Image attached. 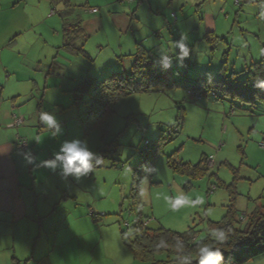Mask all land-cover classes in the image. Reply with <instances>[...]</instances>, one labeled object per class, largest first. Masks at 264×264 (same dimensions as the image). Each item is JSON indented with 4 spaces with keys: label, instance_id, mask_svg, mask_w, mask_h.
Wrapping results in <instances>:
<instances>
[{
    "label": "rangeland",
    "instance_id": "rangeland-1",
    "mask_svg": "<svg viewBox=\"0 0 264 264\" xmlns=\"http://www.w3.org/2000/svg\"><path fill=\"white\" fill-rule=\"evenodd\" d=\"M81 5L75 6L74 11L85 17L87 8ZM62 6L64 8V4H58L57 9ZM131 8L135 10L133 29L126 35L117 33L107 22L103 29L88 36L84 48L91 57L90 61L60 50L56 57L60 64L52 65L58 49L56 46L63 42L60 28L56 29V38H48V41L47 33L40 35L38 29H26L16 39L17 44L0 47V102L7 104L13 116L24 118L19 126L22 130H19L24 138H32L31 148L33 142L37 144V138H40L37 147L44 146L42 153L47 152L49 147V143H46L50 137L49 132L44 126H38V115L42 110L56 111L64 129V135L54 139L52 150L58 148L60 140L74 137L86 138L96 152L114 139L118 143L115 145L117 152L112 158H102L101 163L79 181L71 177L63 181L57 173L47 172L44 168L47 185L58 180L60 186H69L66 187L69 199L64 201L65 210L63 213L58 211V217H64V227L57 231L60 240L67 235L79 234L81 237L80 253L76 256L63 254L61 260L57 258V264H143L135 260L123 244L120 230H125L132 238L131 227L136 218V210L131 208L129 200L133 167L140 161L145 141H151L160 134L165 135L166 140L153 160V164L159 168V175L150 177L146 200L141 199L140 206L142 215L152 217L149 223L151 227L162 225L181 231V228L187 229L194 225L199 230V236H202L205 233L204 222L207 219L220 220L229 200L228 192L222 185L209 191L216 177L220 184L235 182L238 217L240 214H248L256 203L264 204V104L251 106L238 99L231 101L228 97L225 100H214L210 92H202L197 100H192L183 89L172 87L131 94L115 104L104 137L99 128L86 130L78 122L76 117L83 108L82 103L70 106L73 100L70 88L74 84L73 80L76 84L81 79L84 68L89 76L97 77L101 72L105 76L115 70L111 65L115 63L117 55H122L127 63V59L131 61L132 56L126 55L132 52L134 39L146 40L148 35L160 39L166 48L171 41L178 40L182 33L186 35L193 53L185 63H191V70H201L197 62L202 60L208 61L204 72L213 76H216L224 61L229 70L244 69L250 62L261 57L264 9L259 7V0H136ZM58 11L54 20L61 25ZM172 12L177 17L182 16L184 24L182 22L179 27L171 28L172 24H168L163 15L169 18ZM16 13L5 15L0 37L13 30L8 27L11 28ZM12 14L13 17H6ZM210 16L216 21L218 35H215L224 37L215 43L201 39L202 20L205 24L206 18L210 19ZM152 23L161 28L149 29ZM42 30L47 32V29ZM44 42H50L55 47L49 49L46 46L48 59L37 66L27 60L25 54L43 52L41 47ZM142 45L146 48L148 46L144 42ZM166 51L171 50L169 48ZM67 57L72 58L71 63ZM180 71L181 76L186 75L185 67ZM196 72L200 73L191 76L199 77L202 74L201 71ZM54 74L56 80L52 78ZM44 77L48 78V86L45 88ZM25 78L29 79L24 81ZM32 79L37 81L38 89L33 87ZM54 82L60 84L53 85ZM13 91L18 92V95L11 97L9 94ZM86 97V94L82 95L83 99ZM20 107H23V112H19ZM67 129L70 138L66 135ZM170 154L178 160L192 163H196L202 154L212 155L213 164L206 175L190 180L192 186L185 189L184 184L188 178L174 173L167 165V156ZM37 168L33 166V170ZM210 173L216 176H209ZM136 177L139 188L140 171ZM174 186L181 187L193 201L202 202L177 211L171 210L164 196L173 195ZM73 196H77L78 201L73 200ZM82 208L87 210V219L77 217L78 212L83 211Z\"/></svg>",
    "mask_w": 264,
    "mask_h": 264
},
{
    "label": "trees",
    "instance_id": "trees-1",
    "mask_svg": "<svg viewBox=\"0 0 264 264\" xmlns=\"http://www.w3.org/2000/svg\"><path fill=\"white\" fill-rule=\"evenodd\" d=\"M124 1L132 3L136 0ZM58 2L64 4V8L58 11L62 21L63 42L57 47L58 49L55 57H53L52 64H56L55 58L60 50H64L73 56H81L90 61L91 57L84 48L87 35L84 33L80 15L75 14V6L70 3V0L50 1L51 5ZM86 8L88 9L90 7ZM133 13L134 10H132V14ZM204 39L206 41H211V43H215L219 39L222 40L224 38H219V36L214 34H207ZM262 49H264V43L262 44ZM122 57V55H117L114 61L115 63L111 65L113 69H115V72L112 71L105 76H103L101 72L97 77L89 76L86 72L70 90L73 94V100L70 106H76L78 103H82L83 106L76 117L78 122L86 130L99 128L103 137L107 132L109 126L108 118L113 113L115 104L120 99L130 96L131 94L148 93L172 87L183 89L186 92V96L192 100H197L199 98L198 95L202 92H210L214 100H225V98L228 97L231 101L233 99H238L240 102L250 104L251 106H255L259 103L264 104V98H262L264 97V93L261 94L262 97L257 96L256 90L251 87V81L249 79V77L257 73V71L264 72V53L262 52L259 60L252 61L240 71L229 70L226 61H224L219 67L216 76H213L214 79L211 83L206 80V72L204 75L197 78H191L189 75V67H191L190 62L185 63L186 67L184 73H186V75L181 76L179 74L181 73V68H177L178 75H169L167 72H165L167 73V75H165L159 68L153 67L154 53L150 49L144 47L140 42L136 43L135 51L132 54L133 58L128 65H126L125 59ZM239 74H243V76H238ZM189 91L191 94L188 93ZM83 94L87 95L85 99L82 98ZM23 120L18 125L10 126L19 127L22 125ZM164 137L165 135L160 134L151 141L146 140L144 143L145 147L140 152V161L133 167L134 176L129 193V200L131 208L136 210V218L134 225L131 227L133 228L132 238L125 230H120L122 242L128 247L133 258L143 264H173L177 258V251L175 248L160 251L154 250L153 245L161 236H166L170 241H174L179 237L184 239L187 243L194 245L199 241L207 240L209 238V230L217 226H226L232 229L231 238L225 241L222 246V251L225 253V258L228 259L229 264H243L263 254L264 204L255 205L248 214L244 216L240 214L238 217V212L235 207L237 192L234 181L229 184H220L216 177V182L212 183L215 187L224 186L228 192L229 200L226 206V212L220 220L207 219V221L204 222L205 233L202 236H199V230H197L194 225L189 226L185 231H175L165 228L162 225L158 227H151L149 225L152 217L144 216L140 211L141 198L138 194L139 188L136 174L140 171L141 164H153L154 157L166 140ZM20 140L25 141L22 138L19 139L18 147ZM115 145H118L116 139L105 143L102 147L97 149V152L102 158H112L117 152ZM19 149L25 151L27 146L24 148L19 147ZM207 156L206 154H202L196 163L191 164L178 160L174 158L175 156L173 157V154H170L167 156L166 162L174 173H180L188 178L184 187L189 188L192 186L190 180L208 173L205 167ZM209 176L216 175L210 173Z\"/></svg>",
    "mask_w": 264,
    "mask_h": 264
},
{
    "label": "crops",
    "instance_id": "crops-1",
    "mask_svg": "<svg viewBox=\"0 0 264 264\" xmlns=\"http://www.w3.org/2000/svg\"><path fill=\"white\" fill-rule=\"evenodd\" d=\"M50 1L51 0H0V29H4L3 18L5 15L17 11L16 15H14V13L6 16L9 19L14 15L11 28L8 27V29L13 30L10 34L6 33V35L0 37V47L13 46L14 44H17L18 42H16V39H19L26 29H38L40 35L47 33L46 41H48V38H56L58 33L56 29L60 28L62 35V21L59 14L58 16L60 18L61 25H59L58 21H55L54 18L56 11L63 9V6L62 8L57 9L58 4L62 5L63 3L58 2L51 5ZM71 1L70 3L74 6L83 4L81 5L82 7H97V10L92 13L85 10V17L79 14L82 21V27L85 35H87V38L89 35L103 29L104 25L108 24L107 22H109L113 29L119 34L126 35L133 29L132 25L135 16V10L132 14L131 8L133 2L127 3L124 0ZM49 4L51 6H49ZM163 17L166 19L168 24H172L171 28L179 27V23L182 22L184 24L182 16L177 17L174 12L169 14V18H167L165 14ZM170 18H172V21ZM178 19H180V21ZM206 20L205 24L204 20H202L203 37L201 39L203 41H206L204 39L205 35L217 34L216 21L213 20L211 16L210 19L206 18ZM160 28V25L156 26L153 23L149 26V29ZM42 29H47V32ZM148 36L149 37L146 40L145 38L142 40L134 39V44L136 45L137 42H140L141 44H143V42L148 44L147 48L154 53V61L160 50L166 51L169 50V47L166 48V46L162 45V41H160V39L153 38L151 35ZM51 42L54 44L53 40H51ZM44 43V46L41 47L43 52L36 53L34 55L25 54V58L31 63H36L37 66L42 65L44 63L43 60L48 59L46 46L49 49L55 47V45L50 44V42H48V44L47 42ZM130 44L131 43L129 42L128 45ZM135 45L131 48L132 52L127 55L132 56L135 51L134 48H136ZM59 46L60 45L56 47ZM67 58L69 59V63H71L72 58ZM127 60L129 61L128 63L125 62L126 65L131 62L130 59ZM57 63L59 62L56 61V64ZM197 63L198 69L201 70L196 71L202 72V74H199L200 76L204 75L205 68L207 69L208 67V61L202 60ZM83 70L85 74L86 69L84 68ZM194 70L195 69L189 70L190 76L200 73ZM48 72H50V69ZM177 72L178 69L175 66L167 71L169 75H174ZM26 77H28V75H26ZM191 77L197 78L198 76ZM52 78L56 80V75L54 74ZM28 79L29 78H25L24 81H27ZM43 79L45 88V86H48V78L44 77ZM32 81L33 87L38 89L37 81L33 79ZM59 82H54L53 85H59ZM73 83L74 86V80ZM4 86L5 85L1 88ZM71 89L72 88H70V90ZM9 95L13 97L18 95V92L13 91ZM43 96L44 94H42V97ZM4 104L5 102H0V136L11 135L13 138V147L7 155L0 156V264H57V258L61 260L63 254L67 253V256L69 254L70 256H76V254L80 253L79 248L81 237L79 234L67 235L60 240V235L58 236L57 234V231L64 227V217H58V211L63 213L65 210L64 201L69 199L66 187L68 188L69 186H60V181L58 180L55 181L54 184L47 185V176H45L47 174L45 173V169L47 172H51V170L47 168L44 169V167H39L33 170V166L39 164L40 160L51 157L54 139L49 137L46 141V143H49L47 152H41L44 150V146L42 148L41 146L37 147L40 142V138H37L38 144L34 145V142L31 144V148L30 141H32V138H28V141L27 138L22 136L24 134L21 132L22 129L20 127L13 128L10 126V122L13 120L12 115L14 113L12 114L13 111H10V109L8 110L7 104ZM19 112H23V107H20ZM38 126L40 128L43 127L39 120ZM19 128L21 130H19ZM66 132L67 137L70 138L68 136L69 130L67 129ZM21 138L26 141L27 149L25 151L19 149L18 147V141ZM29 148L30 152L37 158L34 164H28L22 155V153L28 152ZM180 160L183 161V159ZM185 162L193 164L190 161ZM73 200L78 201V197L73 196ZM93 205H95V202H93ZM255 205L258 204L256 203ZM83 207H85L84 204ZM78 213L77 217L79 219L82 217L87 219V210L85 211V209H83V211H79ZM93 214L95 213L93 212ZM93 214L91 215L93 216ZM243 264H264V253Z\"/></svg>",
    "mask_w": 264,
    "mask_h": 264
},
{
    "label": "clouds",
    "instance_id": "clouds-1",
    "mask_svg": "<svg viewBox=\"0 0 264 264\" xmlns=\"http://www.w3.org/2000/svg\"><path fill=\"white\" fill-rule=\"evenodd\" d=\"M259 7L264 9V0H259ZM264 16V12H262ZM170 52L160 50L153 61V67L167 72L174 66L177 68L186 67L185 61L190 58L192 49L187 43V36L183 33L178 40H173L169 45ZM264 53V49L261 50ZM178 75V73H176ZM211 73L206 74L207 82L213 81ZM251 87L256 90V95L261 96L264 93V72L257 71L249 77ZM262 97V96H261ZM264 98V97H262ZM38 120L41 122L50 134V137L56 139L64 135V129L56 115V111L42 110L39 112ZM13 138L11 135L0 136V156L7 155L13 147ZM38 144V143H37ZM24 160L28 164H34L36 157L30 152L22 153ZM102 156L93 150L88 140L74 137L72 139H63L59 141L58 148L52 151L48 159L40 160L36 167H44L57 173L61 180L68 181L72 179L79 181L88 176L94 168L101 163ZM141 181L138 194L141 199H145L148 194L150 177L154 174L159 175V168L156 164L144 163L140 165ZM173 195H165L164 199L169 204L171 210L177 211L180 208L191 206L197 202L179 186H174ZM181 231L186 229L181 228ZM232 235V229L226 226H217L209 230V238L205 241H199L194 245L187 243L184 239L177 237L170 241L166 236H161L153 245L154 250H166L175 248L177 258L173 264H229L222 251L225 241Z\"/></svg>",
    "mask_w": 264,
    "mask_h": 264
},
{
    "label": "built area",
    "instance_id": "built-area-1",
    "mask_svg": "<svg viewBox=\"0 0 264 264\" xmlns=\"http://www.w3.org/2000/svg\"><path fill=\"white\" fill-rule=\"evenodd\" d=\"M96 10L97 9L95 7H90V8L87 9V11H89V12H95ZM188 93L191 94L190 91ZM22 120H23V117L22 116H16V115H14L13 116V120H12V122H11L10 125H18V124H20L22 122ZM19 143H20L19 144V147H22V148L26 147L25 141L20 140ZM212 164H213V156L212 155H208L207 158H206V160H205V167H206V169L209 170L211 168ZM214 187L215 186L213 184L210 185V187H209L210 192L214 189Z\"/></svg>",
    "mask_w": 264,
    "mask_h": 264
}]
</instances>
